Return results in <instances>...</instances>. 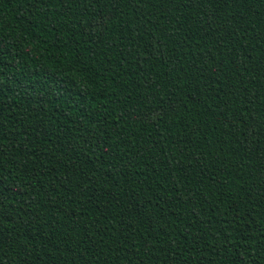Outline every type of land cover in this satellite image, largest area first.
I'll return each mask as SVG.
<instances>
[{
	"label": "trees",
	"instance_id": "trees-1",
	"mask_svg": "<svg viewBox=\"0 0 264 264\" xmlns=\"http://www.w3.org/2000/svg\"><path fill=\"white\" fill-rule=\"evenodd\" d=\"M0 264H264V0H0Z\"/></svg>",
	"mask_w": 264,
	"mask_h": 264
}]
</instances>
